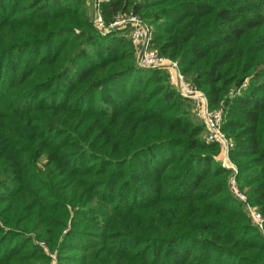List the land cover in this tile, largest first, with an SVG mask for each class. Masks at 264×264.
I'll list each match as a JSON object with an SVG mask.
<instances>
[{
  "label": "trees",
  "instance_id": "obj_1",
  "mask_svg": "<svg viewBox=\"0 0 264 264\" xmlns=\"http://www.w3.org/2000/svg\"><path fill=\"white\" fill-rule=\"evenodd\" d=\"M102 12L148 23L153 49L223 109L237 186L264 219V0ZM220 154L165 72L138 67L84 0H0V264H264V223Z\"/></svg>",
  "mask_w": 264,
  "mask_h": 264
},
{
  "label": "built area",
  "instance_id": "obj_2",
  "mask_svg": "<svg viewBox=\"0 0 264 264\" xmlns=\"http://www.w3.org/2000/svg\"><path fill=\"white\" fill-rule=\"evenodd\" d=\"M110 0H84L91 9V23L103 35L110 32H120L127 36L131 45L135 49L137 65L143 69H157L165 72L167 81L176 93L188 100L192 107V112L196 120L204 127V140L206 143L217 144L221 149L220 157L222 165L230 169L233 176L229 180V189L231 193L241 203L249 215L252 223L262 230L264 219L260 212L252 207L246 196L239 190L235 175L236 167L229 159V151L233 143L222 131L223 109H212L209 105L206 95L197 87L186 80L176 61L159 55L153 49V29L152 27L134 14L118 13L111 22L106 23L103 18L102 4ZM248 83L245 81L241 86L232 89L228 93L229 98L241 96L247 88Z\"/></svg>",
  "mask_w": 264,
  "mask_h": 264
},
{
  "label": "rangeland",
  "instance_id": "obj_3",
  "mask_svg": "<svg viewBox=\"0 0 264 264\" xmlns=\"http://www.w3.org/2000/svg\"><path fill=\"white\" fill-rule=\"evenodd\" d=\"M85 6H86V10H87V15H88V17H89V20L91 19V9H90V6L89 5H87L86 3H85ZM187 80V79H186ZM188 81V80H187ZM194 119L196 120V118L194 117ZM196 122H197V120H196ZM220 160H223L222 159V157H220ZM40 245H43V243H40ZM47 252V251H46Z\"/></svg>",
  "mask_w": 264,
  "mask_h": 264
}]
</instances>
